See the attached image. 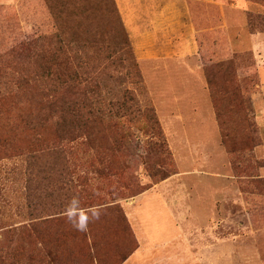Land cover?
I'll use <instances>...</instances> for the list:
<instances>
[{
    "label": "rangeland",
    "instance_id": "374dc122",
    "mask_svg": "<svg viewBox=\"0 0 264 264\" xmlns=\"http://www.w3.org/2000/svg\"><path fill=\"white\" fill-rule=\"evenodd\" d=\"M249 14L264 0H0V264H124L141 245L129 264H264ZM76 77L105 123L61 125L55 86L73 98ZM73 197L101 211L87 232Z\"/></svg>",
    "mask_w": 264,
    "mask_h": 264
},
{
    "label": "trees",
    "instance_id": "16d2710c",
    "mask_svg": "<svg viewBox=\"0 0 264 264\" xmlns=\"http://www.w3.org/2000/svg\"><path fill=\"white\" fill-rule=\"evenodd\" d=\"M248 25L251 29L264 31V17L260 15L249 14ZM72 78L74 79L73 74L66 76V78L64 79L65 83L63 82L64 85H66L68 81L72 82ZM74 81L76 83L75 85L72 83L71 87L68 85L66 86L75 90V93H73V98H65L63 88L59 86V84L55 86V102H53L55 104L52 103L50 107L55 108V112L59 114L61 125L73 120L72 123L77 124L76 129L78 131H82L85 130V128H89L90 122H93L95 124L105 123V117L109 115V113L106 112V110L98 104V101H93V99L90 97V90L86 85V80L83 78L78 79V77H76V80ZM128 100L131 105L125 104L123 110L133 115L134 99L130 95H128ZM95 103L98 105H95ZM144 114L149 117L151 116L154 120V123L157 125V122H155V117L151 115V112L149 110H145ZM248 138L253 142L252 136H248ZM33 158L35 157L33 156ZM142 193L143 192L133 193L131 196H129V198L136 197Z\"/></svg>",
    "mask_w": 264,
    "mask_h": 264
},
{
    "label": "clouds",
    "instance_id": "9594fccd",
    "mask_svg": "<svg viewBox=\"0 0 264 264\" xmlns=\"http://www.w3.org/2000/svg\"><path fill=\"white\" fill-rule=\"evenodd\" d=\"M66 222L80 232H87L90 222L96 221L101 216L98 209H84L78 197H73L64 210Z\"/></svg>",
    "mask_w": 264,
    "mask_h": 264
},
{
    "label": "crops",
    "instance_id": "0c3cea01",
    "mask_svg": "<svg viewBox=\"0 0 264 264\" xmlns=\"http://www.w3.org/2000/svg\"><path fill=\"white\" fill-rule=\"evenodd\" d=\"M185 55V57H189L188 55H187V53H184ZM166 183V182H165ZM150 193V192H149ZM146 196H148V194H143V195H141V196H139L138 197V199H142L143 197H146ZM150 251H153V250H151V248H148V247H143L142 245L140 246V248L136 251V252H134L133 253V255L129 258V259H127V261L124 263V264H129V263H131L133 260H136V259H141V258H143L145 255H147L148 253H150Z\"/></svg>",
    "mask_w": 264,
    "mask_h": 264
}]
</instances>
